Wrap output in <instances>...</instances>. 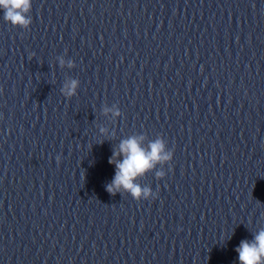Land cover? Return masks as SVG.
I'll return each mask as SVG.
<instances>
[{
    "label": "clouds",
    "instance_id": "1",
    "mask_svg": "<svg viewBox=\"0 0 264 264\" xmlns=\"http://www.w3.org/2000/svg\"><path fill=\"white\" fill-rule=\"evenodd\" d=\"M33 0H0V10L3 11V19L12 25L25 31L29 30L32 24L30 15ZM60 67L67 66L73 68L74 62L65 60L64 56L57 57ZM79 80L70 78L66 80L61 88L64 97L71 99L77 94ZM102 114L110 116L113 120L122 116L118 105L113 104L110 107L105 105ZM99 132L108 137H114L115 133H108V129L99 128ZM146 136L144 134L132 135L126 139H121L117 148L112 152L108 163L115 166V174L111 181L106 185V191L111 195L117 192H126L136 201L156 199L157 193L153 192L151 187L142 186L136 181L145 176L149 171L156 169L157 165L171 162L173 151L167 147V143L162 136L150 140L147 147L144 146ZM57 163L60 157H56ZM157 179L165 177L164 171L155 173ZM238 253L239 264H264V229L254 234L252 240H242L235 248Z\"/></svg>",
    "mask_w": 264,
    "mask_h": 264
}]
</instances>
